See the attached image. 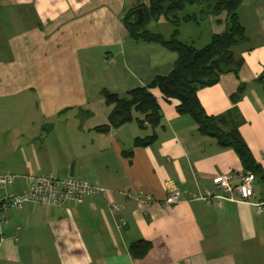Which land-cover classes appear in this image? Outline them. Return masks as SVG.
Instances as JSON below:
<instances>
[{"label": "crops", "instance_id": "obj_1", "mask_svg": "<svg viewBox=\"0 0 264 264\" xmlns=\"http://www.w3.org/2000/svg\"><path fill=\"white\" fill-rule=\"evenodd\" d=\"M148 0H0V173H13L5 189L22 191L30 175L80 176L108 189L82 202L59 206L6 207L0 264H264V205L247 201L204 202L191 193L213 187L226 172L244 169L233 145H222L177 110V98L157 97L163 117L156 128L136 120L108 131L110 106L103 89H129L168 74L177 54L158 42L129 34L123 16ZM202 5L181 13L178 37L196 47L226 27L227 12L199 15ZM246 39L232 47L243 62L198 90L224 130L237 127L253 159L252 201H264V0H243ZM209 35L202 40L201 21ZM151 20L147 27L171 36ZM192 29L188 31L189 27ZM135 115H138L136 112ZM156 132L148 145L136 137ZM171 191L180 195L167 204ZM151 194L144 203L138 195ZM115 202L118 208H113ZM124 221V222H123ZM151 241L143 257L130 244Z\"/></svg>", "mask_w": 264, "mask_h": 264}, {"label": "trees", "instance_id": "obj_2", "mask_svg": "<svg viewBox=\"0 0 264 264\" xmlns=\"http://www.w3.org/2000/svg\"><path fill=\"white\" fill-rule=\"evenodd\" d=\"M243 0H148V4L140 2L130 8L123 16V22L133 37L148 42H158L176 52L177 57L173 69L168 74L157 75L151 82L138 85L128 90L125 96L109 89H103L105 102L110 106L108 123L97 127L108 131L111 127L120 126L128 121L136 120L141 127L150 125L153 129L161 124L163 112L157 97L151 91L159 88L164 98H177V110L191 115L201 132L215 136L222 145H233L244 161V169H251L255 174L261 172L250 149L239 129L233 127L224 130L220 126V118L205 111L198 90L211 85L222 73L237 72L243 60L237 57L232 47L246 39L245 28L240 21L239 7ZM188 5H202L199 15L205 18L208 14L227 12L226 27L215 33L208 44L196 47L179 39V25L182 20L198 19L196 13L182 15ZM142 7L144 17L137 20L135 9ZM164 16L174 24L170 37L150 30L147 25L151 20ZM138 115H135V113ZM156 138V132L136 137V145H148ZM151 248V241L139 239L130 244V250L136 257L145 256Z\"/></svg>", "mask_w": 264, "mask_h": 264}, {"label": "built area", "instance_id": "obj_3", "mask_svg": "<svg viewBox=\"0 0 264 264\" xmlns=\"http://www.w3.org/2000/svg\"><path fill=\"white\" fill-rule=\"evenodd\" d=\"M264 154V149L262 150ZM15 174L0 173V234L1 224L4 220L3 210L6 207L22 208L28 204H43L59 206L62 203L75 200H82L98 191H107L108 189L93 184L88 180L72 174L61 175L50 173L47 175H30L29 184L22 191L5 189L12 184ZM256 175L247 170H238L235 172H226L221 174L213 187L205 188L202 192H193L191 197L204 202H214L220 200L247 201L255 205L257 210H261L263 202L252 201L254 197V181ZM137 199L144 203H151L155 200L151 194L138 195ZM180 200V195L176 191L167 194L164 202L167 204L176 203ZM113 208H118L117 203H112ZM124 222V221H123Z\"/></svg>", "mask_w": 264, "mask_h": 264}, {"label": "rangeland", "instance_id": "obj_4", "mask_svg": "<svg viewBox=\"0 0 264 264\" xmlns=\"http://www.w3.org/2000/svg\"><path fill=\"white\" fill-rule=\"evenodd\" d=\"M208 21H201V27L200 28H198L199 29V33L201 32V39L202 40H204L208 35H209V33H208V31H209V27H208V23H207ZM166 25H169L170 27H172V25H171V22H163V23H161L160 24V26L162 27V28H166L167 26ZM192 29H197V28H195V26L194 27H189L188 28V31L187 32H189V31H191Z\"/></svg>", "mask_w": 264, "mask_h": 264}, {"label": "water", "instance_id": "obj_5", "mask_svg": "<svg viewBox=\"0 0 264 264\" xmlns=\"http://www.w3.org/2000/svg\"><path fill=\"white\" fill-rule=\"evenodd\" d=\"M135 11H136V14H137V20L141 21L143 19V17H144L143 8L142 7H138V8L135 9Z\"/></svg>", "mask_w": 264, "mask_h": 264}]
</instances>
